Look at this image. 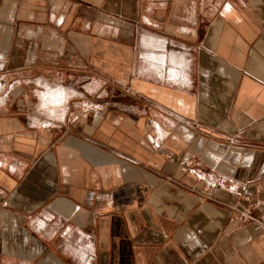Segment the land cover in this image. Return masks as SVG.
Instances as JSON below:
<instances>
[{
    "label": "crops",
    "instance_id": "crops-1",
    "mask_svg": "<svg viewBox=\"0 0 264 264\" xmlns=\"http://www.w3.org/2000/svg\"><path fill=\"white\" fill-rule=\"evenodd\" d=\"M0 264H264V0H0Z\"/></svg>",
    "mask_w": 264,
    "mask_h": 264
},
{
    "label": "built area",
    "instance_id": "built-area-1",
    "mask_svg": "<svg viewBox=\"0 0 264 264\" xmlns=\"http://www.w3.org/2000/svg\"><path fill=\"white\" fill-rule=\"evenodd\" d=\"M181 171L183 173H188L190 175H197L199 176L198 172L194 169V167L192 166L191 162H184L181 164ZM226 191L229 193H234L236 192V190L232 187H227ZM242 198L244 200H248L250 198V193L246 190L242 189Z\"/></svg>",
    "mask_w": 264,
    "mask_h": 264
},
{
    "label": "bare ground",
    "instance_id": "bare-ground-1",
    "mask_svg": "<svg viewBox=\"0 0 264 264\" xmlns=\"http://www.w3.org/2000/svg\"><path fill=\"white\" fill-rule=\"evenodd\" d=\"M60 92V91H59ZM62 94V93H61ZM46 99V98H45ZM60 100V99H59ZM47 103H49L48 101H47ZM57 103V102H56ZM52 104V103H51ZM47 105V104H46Z\"/></svg>",
    "mask_w": 264,
    "mask_h": 264
}]
</instances>
